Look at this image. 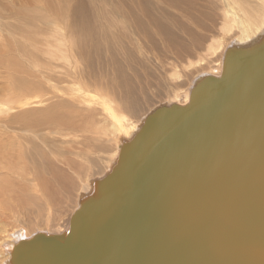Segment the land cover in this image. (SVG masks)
Segmentation results:
<instances>
[{"label":"water","instance_id":"1","mask_svg":"<svg viewBox=\"0 0 264 264\" xmlns=\"http://www.w3.org/2000/svg\"><path fill=\"white\" fill-rule=\"evenodd\" d=\"M263 39L149 114L68 230L12 264H264Z\"/></svg>","mask_w":264,"mask_h":264},{"label":"rangeland","instance_id":"2","mask_svg":"<svg viewBox=\"0 0 264 264\" xmlns=\"http://www.w3.org/2000/svg\"><path fill=\"white\" fill-rule=\"evenodd\" d=\"M36 1H37L36 3L35 1H33V3L30 4L31 6H33L32 9L34 7L35 9H39L41 5L46 7L45 5L47 3H50L51 6L50 8H45L44 11L40 12V14L44 15L43 19L35 20L36 23L33 24V27H32V29L35 30V32H30L29 34H26V33H20L18 31H15L10 34L9 31L7 30L10 27V23L7 22L8 19L3 14L2 16H0V39L6 38V44L10 46L13 43L10 37L11 35H13L15 40L19 43H22L23 46H25L27 49L32 48L37 45H41V43L38 44L41 37H46L45 40L47 42L48 41L53 42L52 41L53 38L51 37L58 36L60 41L62 40L64 42H67L68 47L70 45L69 41L74 42L75 40L76 41L75 45H78L80 40L77 41V38L83 36V34H80V36L77 35L75 37V33L80 32L78 23L81 21V19L85 20L87 15H89L92 18L94 17L95 20L99 21L97 28L93 30L96 36L88 37L87 40L85 39L83 41L84 43L81 42L80 44L84 45V47H87V45L92 46V45H96V42L98 40V44H100L99 45L100 47L102 46L101 48L103 49V54L106 53V56L102 55L103 56L102 58L104 60L101 58L100 60L101 63H99L98 66L96 65L93 59L92 66L89 68H87V65L83 64V62H78V63H81L79 70H80L81 75L83 76V77L82 76L80 77L79 81H83L85 86H87L89 82L88 86L92 87L94 86V84H96V81L98 83L99 81L103 82L108 79L111 82H114L118 86V88L121 90L131 87L133 83L135 82L139 87L141 86L140 87L141 91H139L137 87L136 92H133L135 91V88H136L135 87L132 91L133 95L121 96L120 99H122V102H124V100L128 102L127 109L125 110H121L120 108L117 109L115 105L112 104V107L114 109L113 111L114 117L115 118L126 117L125 119L128 120V123H129L128 128H127L129 130V131L127 130L128 135H125L118 129L117 130L110 129L109 126L112 123L116 124L115 121L112 120V117H110L109 114L104 115V113L99 108H97V106L101 107V105H98V102H106L105 100H107V98L104 94H99L98 95L99 97L96 98L95 100L96 102H94V107H96L95 109L78 111L79 113H89L91 114L92 117L91 119H87V123H85L84 125L79 126L78 128H75V131L66 130L65 128H59V129L56 128L52 131H49V130L42 129L44 128V126L41 125L40 127H38L39 129H41V131L39 132L33 131L31 135L30 131H32V129L26 128L25 129L26 133L21 131V129H18L16 126L12 127L13 129L12 128L8 129L7 136L9 137V139L14 135L12 142L14 143L17 137H18V140L20 141L19 146H15L14 148H12L13 154L9 155V157H13L14 155H17L19 151H24L26 162L23 161L22 163L17 164V161H15L14 164H17L19 167L18 166L16 168L13 167L14 172L11 174L12 176L10 174H5L4 170L0 171V242L2 240L5 241L10 237L14 238L13 236H11V234L14 233V231H16L17 229H18L17 231H19L20 229H23V231H25L27 235H34L35 232L36 233L41 232V233H46V234H52V233L60 234L62 232H65L68 229L71 215L78 208V201L81 200L82 196H86L91 191L90 189L89 190L87 189V186L90 185L92 188L93 181L98 180L99 177L101 178L102 176L106 175L110 171L111 167L113 166L117 158L118 147L120 148L123 139L124 141H127L132 137L131 135H133L134 132L136 133V131L139 129V127L142 124L140 122L144 120V117H146L148 113L150 114L154 109L160 106L170 105L172 103L171 101L173 100L174 93H178V92L181 93L180 100H183L182 98L183 91L188 90L189 86H191V84L193 83L191 81V78L194 77L196 70L199 68V66H197L198 64H195L194 61L199 59L201 60L200 67L204 66V67L216 69L218 65L217 62L219 61L218 59L220 57V55H217L219 53V49L216 44H212L210 42V39L211 37H215L217 39L221 38L223 41V38L221 35L227 36V31H228L225 29L224 25H222L221 19H219L218 17V14H220L222 11L223 4L220 7L219 4L217 3V0H209L210 3L207 0L205 2L209 4L210 6L209 7L207 4L203 3L204 0H200L199 3H197L199 0H194L193 3L196 2L197 3V4L195 3L196 5L199 4L200 6V4L202 5V3L205 4V7L202 8V11L204 12V10H206L205 15L207 16H213L214 14L213 10L215 6L214 8L211 7L212 5L211 1L214 2L216 5V11L215 10L214 11H215V17L217 18V21L215 23V26L209 27L207 31H201V28L199 26H197V28L195 29L192 28L191 32L194 35V38H199L203 36L205 40V48L203 49L201 53H200V47L196 48L195 54L198 57L193 60H190L192 61L191 63H194L192 65L191 63L188 64L186 61L181 62L180 60H178L176 53H175L176 50L177 51L181 50L182 46L184 47L191 43V38L189 37L190 35H188L187 33L184 34L183 31L182 33L184 35L181 33V30L184 28L182 26L183 25L186 26L188 24V22H186V20L184 19L185 16L189 19V16H187L188 14H184L185 15L184 16L176 11H172V13L170 12L168 14H164L167 19L168 18L170 19L174 17L176 13L175 18L178 20V23H177L178 26L176 28V30L177 29L178 30L172 31L174 36L171 35L170 39L168 40L165 39L166 40L165 42L164 35H161L159 33L160 31L157 30V27L155 26V24L154 25L150 24L151 28L150 27L149 28L153 30H150V29L146 30L148 31L147 32L148 34L145 31L143 32V35H140V32H139L142 30L138 29L137 31V29H135L136 26L133 27L132 21L133 20L135 21V19L132 20L131 18L136 16L135 10H137L138 12L137 5H139L138 4L139 0H104L103 3L100 2L102 0H36ZM89 1L91 2V5H89ZM98 3L99 4L101 3L100 7L103 10L105 9L107 10L103 11L101 8H99ZM105 3L107 5H105ZM102 4L105 5V9L103 8L104 6ZM22 5H24L25 7L27 6L26 10H28V0H11V2L10 0L9 1L0 0V10L2 9V7L9 6V7H14L18 11L19 7ZM142 5L143 6L145 5L144 7L146 10L148 9V15H150V13L153 12L157 17L160 16V15H157V12L158 11L162 12L163 10L161 5L164 6L162 3H159V0H144ZM106 6H108V8ZM130 7H132L131 9L132 11L129 10ZM208 7L210 9L212 8L213 10L212 11L210 9L208 10L207 9ZM107 14L110 15V17L107 16ZM125 15L130 17L127 20L128 28L127 26L125 27V23L127 25V22H125L124 20ZM164 15L160 16L161 19L164 18ZM139 16L140 18H138V21L136 22L135 25L146 26L147 25L146 16L141 13H139ZM20 20L21 18L20 16H18L16 18V21H20ZM181 20L185 24H182V22H179ZM44 21H52L53 26H42L41 24H39ZM60 21H63L64 23V24H61L63 27L61 28L63 29V32L60 35H54V30L56 29V26L60 24ZM109 21L115 24V29L114 28L112 29V27H109L111 25V23L109 24ZM202 21L205 24H209L211 22L209 20H206L205 18L202 19ZM106 22L108 23L109 26H107ZM120 25L122 28L120 27ZM123 27H124V30H123ZM103 28L104 29L106 28V30H102ZM107 30H108L107 33L109 35L106 33ZM232 31H234V29H232ZM117 32L118 34L121 32L123 33L121 36L119 35L121 38H119V36L116 34ZM124 32L127 34H124ZM149 32H151V34L154 37ZM175 34H177L176 35L177 37L175 36ZM84 35L86 36V34ZM104 36L105 38H103ZM172 37H175L176 40L175 38H172ZM92 38L94 39V41L92 40ZM106 38L109 41L105 40ZM114 38H116L117 40L121 39L123 41L122 42L123 44L121 46L122 48L121 47L117 48L118 50H116V52L114 53V56H113L114 59H113L110 57L111 56L110 52L104 51V50H106L107 48L106 45L113 43ZM143 39L146 41H144ZM158 39H160L161 41ZM158 41H160L161 43L160 42L158 43ZM170 42H172L173 44H171ZM180 43H181V46L179 45ZM178 46L180 49H176V47ZM120 48L122 50H120ZM185 49L188 50L191 54H193L192 50L189 47H186ZM10 54L12 58L11 57L4 58L5 55L2 52L0 53V57L3 58L2 60H0V64L2 63L10 64L8 71L3 70L0 67V108H13L12 112H16L20 108H25L26 110H34L36 114H39L45 108H50L49 106H51V104H53L55 101H57V103H65L60 97L62 96L63 98H66L65 96H67L68 98L69 93L67 92V88H68L67 86H70V88L72 89V92H73V93L71 92L72 94H80L82 92V91L80 92V89L77 90L78 92L75 90V87L80 86L81 88V86H83V83L81 82H79L78 84H72V85L71 84H61V81H59L58 78L54 77V81L56 84L54 83L52 79H51V82L45 84L44 81L41 82L39 80L40 77L29 75L27 67H32L31 64H34V63L36 64V66H41V64L44 63V57L41 55L40 52L30 53L24 56H19L17 52H10ZM128 54L129 55L134 54L136 58L133 57V55L129 56ZM124 55H126V57ZM16 57L20 59L19 61L21 63H19V65H16L13 61V59L17 60ZM128 57L130 58L127 59ZM192 57L194 56H191V58ZM139 58H141L142 61ZM179 61L182 64L178 63ZM206 61H211V62L209 63V65L207 63H205V65H202ZM27 62H28V65H26ZM94 65L95 67L93 68ZM175 65H178V67L176 68ZM99 66L103 68L102 70L105 73H103L102 70L98 72L97 69ZM106 66L108 69L106 68ZM116 66L120 67L121 72H117L115 70ZM181 66L185 69H183ZM17 67L20 72L15 71ZM126 67H130V68H126ZM122 69H123V72H122ZM177 69H178V72H177ZM84 71H87L86 73L88 74L84 73ZM105 74H107V76ZM123 75H126V76H123ZM132 75H133V78H132ZM91 77H93V79ZM126 77L128 79H126ZM122 79H124V81ZM86 80L88 82H86ZM26 84H29V85L37 84L38 92L36 94L32 93L31 96L29 97H28V94H26L25 92L17 94L16 90L10 91V92L7 91L8 93L4 95L5 92L3 91V89L6 87H10L11 85H13L15 88H20ZM50 85H57L59 88L58 90H56V89H53V87H50ZM158 85H162V86H158ZM156 86L158 87L157 90H156ZM91 89H93V87ZM60 91H61V94L58 96L56 93ZM101 93H104L103 90ZM25 97H28L26 98V100H28V102H31V103L28 105H23V104L20 105V101ZM40 100H46V101H44V103L42 104H39V103L36 104V102ZM137 101H138V104H136ZM118 102L120 104L121 101H118ZM134 104H136L137 107L133 111V109H131V105H134ZM74 109H80V108H74ZM0 119L3 120V117L0 116ZM45 123L48 124L47 120ZM80 123L81 122H79V124ZM131 131H133V133ZM45 155L48 158L49 163L51 162L55 167H60L57 169L62 171L61 173L65 178L64 184L62 186L59 185L58 188L68 187L70 185L69 180L72 181L70 189L65 190L62 194L63 196L60 195L59 200L53 204H50L43 199L42 194L39 191L40 188H38V186L36 185V181H34L32 178V173L27 174L25 170L26 166L33 170L35 164L36 165L39 164L38 166H40V169H42L43 167V169L45 170L44 171V176L46 175L45 178L50 179L51 174L49 171H47L49 168L47 169L46 167V165L48 164L46 162ZM111 155L113 158L111 157ZM70 161H73L75 163L74 168L72 169L69 168L65 164ZM29 164L31 165L29 166ZM75 165L78 169L77 172L74 171ZM22 171H23V174H21ZM14 173H16V175H14ZM19 173L21 174L22 178ZM22 183H24L26 187L29 186V189H28L29 192L27 190V194H25L26 193L25 190L23 191L19 190V185ZM28 194L30 196L27 197L26 195ZM19 196L23 198V201L25 202L26 205L23 204L24 202H20L19 204H22V207L25 205V207L28 208L26 212H22L16 206L18 204L16 200H18ZM2 216L6 217L5 222H1ZM7 234H9V237ZM1 251H0V264H6V261L8 260L6 259L7 257L6 252L3 250L2 247H1Z\"/></svg>","mask_w":264,"mask_h":264},{"label":"bare ground","instance_id":"3","mask_svg":"<svg viewBox=\"0 0 264 264\" xmlns=\"http://www.w3.org/2000/svg\"><path fill=\"white\" fill-rule=\"evenodd\" d=\"M33 1H35V3L37 2L36 0H28V10H26L27 6L25 7L24 5L20 6L18 11L14 7H9V6L2 7V9L0 10V16H2L4 14L6 16V18L8 19L7 22L10 23V27L7 30L9 31L10 34L12 32H15V31H18L20 33H26V34H29L30 32H35V30L32 29L33 24L36 23L35 20L43 19L44 18V15L43 14H40V12L44 11L45 8H50L51 4L50 3H47L45 5L46 7H44L43 5H41L39 7V9H35V7L32 9L33 6H31L30 4L33 3ZM205 1H207V0H204L203 3L207 4ZM10 2H11V0H10ZM100 2L103 3L104 0H102ZM141 2L143 3L144 0H139V3H138L139 5H137L138 12H137V10L134 9L135 12H136V16H134V17L131 18L132 20L135 19V21L134 20L132 21L133 22V27L136 26L135 29H137V31H138V29L142 30V31H139L140 32V35H143V32H145L146 30H149L151 28L150 27V24H152V25L155 24V26L157 27V30L160 31V32L159 31L158 32L161 35H164V37H165L164 40L165 39L168 40V39H170L171 35H173V32L172 31L176 30V28L178 26L177 25L178 20L175 18L176 13H175V16L172 17V18H170V19L169 18L167 19L164 14H168L170 12L172 13V11H176V12L180 13L181 15L188 14L187 16H189V19L185 15H184L185 18L183 17L186 20V22H188V24L186 26H184V25L182 26L184 28L181 30V33L183 31L184 34L187 33L188 35H190L189 37L191 38V43L190 44L188 43L189 45H186L184 47L182 46L181 47V50H179V51L176 50L175 53H176V56H177L178 60H180L181 62L186 61L188 64H190L192 62L190 60H193V59H195V58L198 57L195 54V50H196V48H199L200 47V53H201L203 51V49L205 48V40H204L203 36H201L199 38H194V35L192 34L191 31H192V28L195 29V28H197V26H199L201 28V31H207L209 27H214L215 26V23L217 21V18L215 17L216 5H215L214 2L211 1V4L213 6L211 4L210 5L213 8L215 6V8H214L215 11L212 8L210 9L209 8L210 7L209 4H207L209 6L207 9L208 10L210 9L211 11L213 10V12H214L213 16H207V15H205V11L206 10L203 9L204 12L202 11V8L205 7V4L202 3V5L200 4V6H199V4L196 5L197 3L200 2V0L197 3L195 2L196 4L193 3L194 0L193 1L192 0H159V3H162L166 7L165 8L164 6L161 5V7L163 9L162 12L161 11H158L157 12V15H160V16L164 15V18L163 19H161L160 16L157 17L153 12L152 13L149 12L150 15H148V9L146 10L145 7H144L145 5L143 6ZM101 3L100 4L98 3L99 8H101L100 7L101 6ZM209 3H210V1H209ZM217 3L219 4L220 7L223 4L222 11H221L220 14H218V17H219V19H221L222 25H224L225 29L228 30V31H227V36L221 35L222 38H223V41H222L221 38H218L217 39L215 37H211V39H210V42L212 44H216L218 46V49H219V53L217 55H220V57L218 59L219 61L217 62L218 65H217L216 69H212V68H208V67H204V66H201L200 67L201 60L198 59V60L194 61L195 64H198L197 66H199V68L196 70V73H195L194 77L191 78V81L193 82L191 84V86H189L188 90L183 91V95H182L183 96L182 97L183 100H180L181 93H179V92L178 93H174L173 94V100L171 101L172 103L170 105H163V106H160V107H169L171 105H177V106H184V105H186L189 102V100H190V93L193 90L192 88L195 86V84L198 81H200L201 79H204L205 77L206 78H208V77H211V78L212 77H215V78L220 77V75L222 74L224 56H226V54H228V52L230 51L228 49H230L232 47L233 48L235 47L231 51V52H233L235 50H238L239 47L253 46L254 44L258 43V41L261 40V36L264 35V0H217ZM89 5H91V2L90 1H89ZM105 5H107V4L105 3ZM105 5H103L104 6L103 7L104 9H105ZM149 6H150V4H149ZM106 7L108 8V6H106ZM131 9H132V7L129 8V10H131ZM105 10H107V9H105ZM105 10H103V11H105ZM89 11H91V10H89ZM98 11H99V9H98ZM139 13H141V14H143V15L146 16L147 21L146 20L145 21L147 22V25H146L147 27L146 26H142V25H135L136 22L138 21V18H140ZM206 14H207V12H206ZM18 16H20V18H21L20 21H16V18ZM94 16H96V15H94ZM107 16L110 17V15H108V14H107ZM123 18H124V16H123ZM128 18H130V17H128L127 15H125L124 20H125V22H127V25L125 23V27L127 26V28H128V21H127ZM204 18L206 20L211 21V22L210 23L208 22L209 24H205L203 22L205 20L202 21V19H204ZM179 22H182V20L179 21ZM110 23L111 22L109 21V24ZM39 24H41L42 26H53V22L52 21H44V22L39 23ZM61 24H64L63 21H60V24L58 26H56V29L54 30V35H60V34H62L63 29H61V28H63V27H62ZM98 24H99V21L95 20L94 17L92 18L89 15H87V17H86L85 20L81 19V21L78 23L80 32L79 33H75V37L77 35L80 36V34H83V36L77 38V41L80 40V42H79L78 45H75V42H76L75 40H74V42L69 41V44H70L69 47L67 45V42H64L62 40L60 41L59 38H58V36L51 37V38H53V40H52L53 42H50V41L47 42L45 40L46 37H41L40 38V41L38 42V44L41 43V45H37V46H34L32 48H29V49H27L25 46H23L22 43L17 42L15 40V38L13 37V35H11V37H10L11 41H13V43L10 46L6 44V38L0 39V53L2 52L5 55L4 58H10L11 57V54H12V53L10 54V52H17L19 54V56H24V55H27V54H30V53H35V52H40L41 53V55L44 57V63L41 64V66H36V64L34 63V64H31L32 67H27L28 74L29 75H33L35 77H40V79L39 78L38 79L41 82L44 81L45 84H47V83L51 82V79L54 81V77H56V78L59 79V81H61V84H71L72 85V84H78L79 82L83 83V86H81L82 89L80 88V86L75 87V90L76 91L79 90V89H80V92L82 91L80 94H72L73 93L72 92V89L70 88V86H67L68 87L67 88V92L69 93L68 94V98H67V96H65L66 98H63L62 96L60 97L65 103H57V101H55L53 104H51V106H49L50 108H45L39 114H36L34 110H26L25 108H20L16 112H12L13 111V108H0V116L3 117V120L0 119V171L1 170H4V173L5 174H10L11 175L14 172L13 167L16 168L18 166L17 164H20L23 161H25L24 151H19V153L17 155H14L13 157H9V155L13 154L12 148H14L15 146H19L20 145V141L18 140V137L15 139V142L13 143L12 140H13V136L14 135L10 139L7 136V131H8L9 128H12V127L16 126L18 129H21V131H23L25 133H26V131H25L26 128L27 129H32V131H30L31 132L30 133L31 135H32V132L33 131H38V132L41 131V129L38 128L41 125L44 126V128H42V129L49 130V131H52V130H54L56 128L57 129H59V128H65L66 130L75 131V128H78L79 126L84 125L85 123H87V119H91V117H92L91 114H89V113H79L78 111H81V110H93V109H95L96 107H94V102H96L95 100H96V98L99 97L98 96L99 94H104L106 96L107 100H105L106 99L105 98L104 100L106 102H98V105H101V107L97 106V108H99L104 113V115L109 114L110 117H112V120L115 121V123H116V124H113V123L111 124L110 123L111 125L109 126V128L110 129H115V130L118 129L119 131H121L125 135H128V133H127V130H128L127 128H128V124H129L128 123V120L125 119L126 117H118V118H115L114 115H113L114 109L112 107V104H114L117 109L118 108H120L121 110L127 109L128 102H126L125 100H124V102H122V99H120L121 96H125V95L131 96V95H133L132 94L133 89L136 87L135 88V91H133V92H136L137 87H138V90L141 91V88H140L141 86L139 87L134 82L131 87H128L127 89L121 90V89L118 88V86L114 82H111L110 80H108L107 79L108 77H107L106 78L107 80L105 79L106 81H103V82L99 81L98 83L96 81V84H94L95 87L92 86L93 89H91L92 87L88 86V84H89V82L87 81L88 79L86 80V82H88L87 86L84 85V82L83 81H79L80 80V77L82 75H81L80 70H79L81 63H78V62H83V64L87 65V68H89V67L92 66L93 59H94L96 65L98 66L99 63H101L100 60L103 57L102 55H105L106 56V53L105 52H104L105 54H103V49L101 48L102 46L101 47L99 46L100 44H98V40L96 42V45H92V46H90V45L88 46L87 45V47H84V45L80 44L85 39L87 40L88 37H94V36H96L95 35V32H93V30L97 28V25ZM182 24H185V23L182 22ZM191 25H192V27H191ZM104 26H106V25H104ZM107 26H109L108 23H107ZM109 27H112V29L113 28L115 29V24L114 23H111V25ZM120 27H121V25H120ZM179 28H180V26H179ZM232 29H234V31H232ZM84 30H86V31H84ZM102 30H106V28L105 29L103 28ZM108 30H110V29H108ZM108 30L106 31V33L108 32ZM123 30H124V27H123ZM150 30H153V29H150ZM147 32L148 31H146V33ZM149 33L151 34V32H149ZM84 34H86V36ZM111 34H113V33H111ZM111 34H110V36H111ZM116 34L118 36L119 35L121 36L123 33L121 32V33L118 34V32H117ZM124 34H127V33L124 32ZM232 34H234V35H232ZM176 35L177 34H175V36ZM120 36H119V38H121ZM103 38H105V36ZM116 38H118V37H116ZM116 38H114L112 44L106 45L107 48H106V50H104V51L110 52V54H111L110 57L113 58V59H114V57H113L114 56V53L116 52V50H118L117 48L118 47H121L122 44H123L122 43L123 41L121 39H118L117 40ZM172 38H175V37H172ZM224 39L227 40V41H225ZM92 40L94 41L93 38H92ZM105 40H107V38ZM158 40H160V39H158ZM175 40H176V38H175ZM107 41H109V40H107ZM144 41H146V40H144ZM160 41H158V43ZM92 42H91V44H92ZM165 42H166V40H165ZM170 43L173 44L172 42H170ZM263 43H264V39H263ZM263 43H261V44H263ZM105 44H106V42H105ZM179 45L181 46V43ZM186 47H189L192 50V53L193 54H191L188 50H186L185 49ZM121 48H120V50H122ZM135 49H137V48H135ZM176 49H180L179 46L176 47ZM133 50H134V48H133ZM129 51H131V50H129ZM125 53H127V52H125ZM93 55H95V56H93ZM126 55H124V56L126 57ZM131 55H133V57H135L134 54H131ZM131 55H129V56H131ZM191 56H194V57L191 58ZM185 57H186V59H185ZM129 58L130 57H128L127 59H129ZM2 59L3 58L0 57V60H2ZM16 59L17 60L13 59V61H14V63L16 65H19V63H21L19 61L20 59L18 57H16ZM139 59L141 60V58H139ZM180 61L178 63H180ZM210 62L211 61H206L202 65H205V63H207L209 65ZM171 64H172V62H171ZM180 64H182V63H180ZM191 64L193 65L194 63H191ZM26 65H28V62H27ZM85 65H84V67H85ZM105 65H106V63H105ZM9 66H10V64H8V63H2V64H0V67L3 70H6V71H8ZM120 66H121V64H120ZM175 66H176V68L178 67V65H175ZM94 67H95V65L93 66V68ZM36 68H38V69H36ZM106 68H107V66H106ZM126 68H130V67H126ZM102 69L103 68H101V66H99L97 70L99 72ZM183 69H185V68H183ZM27 70H26V72H27ZM115 70L117 72H121L120 67H117L116 66ZM15 71L16 72H20L19 69H18V67L15 69ZM109 71H111V70H109ZM86 72L87 71H84V73H86ZM122 72H123V69H122ZM177 72H178V69H177ZM103 73H105V72L103 71ZM86 74H88V73H86ZM105 75L107 76V74H105ZM88 76H90V75H88ZM123 76H126V75H123ZM93 77H95V76H93ZM93 77H91V78L93 79ZM160 77H162V76H160ZM132 78H133V75H132ZM168 78H170V77H168ZM126 79H128V78L126 77ZM122 80L124 81V79H122ZM54 83H55V81H54ZM94 83H95V81H94ZM158 86H162V85H158ZM50 87H53V89H56V90H58V88H59L57 85H50ZM46 88H48V87H46ZM157 89H158V87L156 86V90ZM14 90L17 91V94L22 93V92H25L26 94H28V97H29V96H31L32 93L36 94L38 92V86H37V84H32V85L26 84V85H23L20 88H15L13 85H11L10 87H6V88L3 89V91L5 92L4 95H6L8 93L7 91L10 92V91H14ZM102 90H103L104 93H101ZM142 91H143V89H142ZM56 94L59 96L61 94V91L58 92V93H56ZM28 97L23 98L20 101V105L21 104H23V105L30 104L31 102H28V100H26V98H28ZM102 97H100V98H102ZM125 98H123V99H125ZM116 99L118 101H121L120 104H119V102ZM44 101H46V100H40V101L36 102V104H38V103L39 104H42V103H44ZM140 103H141V101H140ZM136 104H138V101H137ZM136 104L131 105V109H133V111L137 107ZM160 107H158V108H160ZM74 108H80V109H74ZM156 109H154V110H156ZM148 115H149V113L147 114V116ZM146 117H144V120H145ZM46 120H47L48 124L45 123ZM143 121L140 122V123H143ZM79 122H81V123L79 124ZM141 126H142V124H141ZM138 130L136 131V133L138 132ZM131 132L133 133V131H131ZM25 133H23V134H25ZM110 133H111V131H110ZM134 133H133V135H131V134L130 135L133 137L136 134V133L135 134ZM123 137H125V136H123ZM131 138L129 140H127V141H124V139H123V141L121 143V146L119 145L120 148L122 147V145H123L124 142L130 141ZM120 148L118 147V152H117L118 154L120 152ZM114 151H115V149H114ZM114 156H115V154H114ZM111 157H112V155H111ZM117 158H118V155H117ZM117 158H116L113 166L112 167L110 166L111 169H110V171L106 175L102 176L101 178L99 177L98 180L93 181L92 182V188H91L90 185L87 186V189L88 190L90 189L91 191L88 194L86 193L87 194L86 196H82L81 200L78 201V207H79L80 203H82L86 198H88V197H90L92 195H95V193H98L101 190V188H98V186L101 184V181L110 174V172L112 171L113 167L116 165ZM45 159H46V162L48 164V165H46V167H47V169L49 168L47 171H49L50 174H51V178L50 179H48V178L46 179L45 178V176H46V175L44 176V171L45 170L43 169V167H42V169H40V166H38L39 164L38 165L35 164L33 170L31 168H29V167L26 166L25 167V170H26V173L27 174L32 173V178H33L34 181H36V185L38 186V188H40L39 191L42 194L43 199L45 201H47L48 203L53 204V203H55L56 201L59 200V196L62 195L65 190L70 189V186H71L72 181L69 180L70 185L68 187H65V188L59 187L58 188V186L59 185L62 186L64 184V181H65V178H64V176L61 173L62 171H60L59 169H57V168H60V167H55L51 162H50L51 163L50 164L48 158L46 157V155H45ZM15 161H17V164H14ZM65 164L69 168L72 169V168H74V164L75 163L73 161H70V162H67ZM30 165L31 164H29V166ZM58 166H59V164H58ZM74 171L75 172L78 171L76 165H75V170ZM21 174H23V171L21 172ZM21 174H20V176H21ZM14 175H16V173H14ZM24 175H25V173H24ZM21 178H22V176H21ZM85 185H86V183H85ZM28 189H29V186L26 187L24 185V183H22V184L19 185V190H22V191L25 190L26 193L23 192L25 194H27V190ZM28 192H29V190H28ZM29 194L26 195V196L27 197L30 196ZM24 199H26V198H24ZM16 201L18 202V204L16 206H17V208L19 210H21L22 212H26L28 210V208L25 207L26 204L23 201V198L22 197L19 196L18 197V200H16ZM20 202H24L23 204H25V205L22 207V204H19ZM77 209L75 211H77ZM75 211L73 212V214L75 213ZM72 215H71V217H72ZM71 217H70V219H71ZM5 219H6V217L5 216H2L1 222H5ZM68 228H69V226H68ZM17 230L14 231V233L11 234V236H13L14 238H11L10 237V238H8L5 241L2 240L0 242V251H1V247H2L3 250L6 252V255H7L6 259H8V260L6 261V264H12L13 263V257H14V254H15L16 250H17V247L20 245V243H19L20 241L32 240L31 238L33 236H35V235L45 234L47 236H52V235L60 236V235H62V234L65 233V232H62L60 234H53V233L52 234H46V233H41V232H39V233H36L35 232V234L33 233L34 235H27L25 233V231H23V229H20L19 231H17ZM7 235L9 237V234H7ZM40 259L43 262L45 261L44 258H40Z\"/></svg>","mask_w":264,"mask_h":264}]
</instances>
